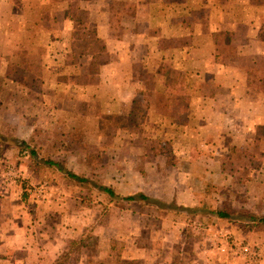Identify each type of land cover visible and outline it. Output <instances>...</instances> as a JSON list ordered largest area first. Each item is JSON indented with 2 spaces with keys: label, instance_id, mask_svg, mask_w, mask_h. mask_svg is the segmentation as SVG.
Listing matches in <instances>:
<instances>
[{
  "label": "rangeland",
  "instance_id": "1",
  "mask_svg": "<svg viewBox=\"0 0 264 264\" xmlns=\"http://www.w3.org/2000/svg\"><path fill=\"white\" fill-rule=\"evenodd\" d=\"M154 1L147 4L141 0H24L26 10L19 7V19L22 9L24 18L28 16L26 12L35 10L45 20L36 32L32 31L37 41L31 53L36 56H30L28 61L38 68L49 63L60 66L54 67L59 70L52 71L53 78L59 72L64 76L93 78L79 88L68 84L69 88L61 90L63 96L58 97L60 103L48 95L46 105L40 103L38 96V103H28L21 96L38 94L40 89L17 90L16 98L22 101L12 100V104L18 110L8 118L0 115V208L2 199L9 197L2 207L11 213L21 207L33 213L32 219L36 215L35 220L44 217L40 211L46 213V225L53 227L52 234L66 237L71 251L62 259H71V264H104L98 252H106L109 244L119 248L134 243L149 248L151 257L156 255L160 259V243L164 242L185 247L187 257L179 249L180 264H264V142L254 145L257 137L239 134L225 138L221 144L212 137L207 144L205 135L194 131L195 125L188 128L176 123L174 117L165 114V85L175 83L179 76L172 70L174 62L184 68V52L177 49L148 56L147 65L143 66L140 48L132 45L135 40L127 41L128 36L146 31V23L136 21L143 14L154 19L151 29L155 39L151 44L188 47L192 45L188 34L193 25L180 24V40H168L163 33L156 38L158 30L169 29L170 35L171 19L177 17L185 23L187 19L208 17L211 9L189 7L185 2L175 9L165 7L160 0ZM138 3L144 6L139 7ZM227 11L231 15L233 9ZM51 14L56 21L51 22ZM5 23L11 33L13 24L8 20ZM14 23L16 32L19 24L17 20ZM52 29L53 34H48ZM66 30L68 33L63 34ZM104 35L121 41L125 38L120 56L113 57L105 51L91 60L83 58L85 44L81 39ZM246 39L235 38V44L229 42L230 45L223 42L218 62H231L233 56L228 60V52L236 43L243 46ZM44 48L55 52L43 59L40 55ZM254 61L250 56H242L241 66L251 73ZM78 64L80 67H74ZM194 74L184 75L185 84L191 87L188 118L194 116L198 107V91L212 81L204 73L202 78H198L201 74ZM7 89H13L12 83H7ZM179 93L176 90L174 95H168L176 99ZM21 106H25L26 113L31 110L33 114H20ZM160 112L166 118H161ZM108 114L119 116L100 122L99 116ZM127 116L130 118L124 119ZM32 123L37 131L34 144L29 140L18 146L19 140L30 139L22 133ZM30 145H36L35 158ZM218 146L223 151L214 149ZM226 148L228 151H224ZM255 152L263 154L258 168L251 166L250 154ZM47 161L59 163L62 169ZM27 162L31 178L21 169V164ZM67 171L83 182L70 177ZM42 176L49 181L43 202L39 197L46 192L40 194L37 182ZM175 185L182 198L180 206L170 204L173 211L166 208L164 201L160 205V192L172 193ZM102 186L112 188L118 198L112 199L100 189ZM22 188L28 193L26 202H15L12 196L22 195ZM139 193L148 195L150 201L122 199ZM222 208L231 212L232 218L221 219L211 213ZM173 223L180 227H173ZM235 242L249 246V251H242ZM126 263L142 264L137 259Z\"/></svg>",
  "mask_w": 264,
  "mask_h": 264
},
{
  "label": "crops",
  "instance_id": "2",
  "mask_svg": "<svg viewBox=\"0 0 264 264\" xmlns=\"http://www.w3.org/2000/svg\"><path fill=\"white\" fill-rule=\"evenodd\" d=\"M141 1H145L147 4L155 2L154 0ZM182 2H185L189 7L210 8V15L204 18L187 19L185 23L175 17L171 19L172 29L170 35L168 33L169 29L163 28L162 31L158 30L156 38L163 33L165 34L164 38L168 40H180L181 35H177L181 34L179 27L187 23L188 25H193L192 30L190 29L188 34L192 45L188 47L185 45H174L171 48V46L151 44V40L155 39V35L152 34L151 29L154 19L150 15H145L144 17L143 14L139 15V17L137 16L136 21L139 24L146 23V31L134 33L131 37L128 36L127 41L131 39L135 40L134 42L132 41V45L140 48V63L143 66L147 65L146 60H148V56H157L163 53L166 54L168 50H172L173 52V50L177 51V49H180L184 52L183 55L186 56L184 68L180 69L178 64L174 62L172 70L176 71L179 75L184 74L185 76L191 75L194 72L195 76H197V73L201 74V77L198 76V78H202L204 76L202 75L203 73L210 76L212 79L210 84L205 87L202 86V89L198 91L197 96L199 98L195 104H198V107L194 116L189 118L188 123V128L195 125L197 129H194V131L196 130L197 134L205 135L207 144L212 137L217 144H221L225 138L239 134L245 137H257L255 138L254 145L262 144L264 138L259 139V137L264 136V0H160V4H163L165 7L171 6L175 9L181 7ZM138 6L142 7L144 3H138ZM19 7L22 9L26 8L24 0H0V115L4 118H8L12 112L18 110V107L12 103L20 101L22 97L29 100L28 103H38V98L36 97L38 96L40 97V103L44 104L48 95L53 97L52 100L56 103H60L61 101H59L60 98L58 97L63 96L64 92H61V90L70 86L68 85L69 83H65L60 79L64 76L61 75L63 73L59 72L53 78L51 73L52 71L58 72L59 69L57 68L56 70L54 68L58 65L49 63L39 65L38 68L34 63H31V60L28 61L30 56H36L31 53V49L34 48L37 41V38L33 37L32 31L36 32L42 24H45V20L44 16L38 15L35 10L26 12L28 16L24 18L22 9H20L22 13L19 19L17 13ZM228 8L233 9L231 15L227 11ZM236 10L237 14L234 16V11ZM247 11H251L252 14H247ZM30 13L33 15L31 16ZM226 14L229 15L228 18ZM52 16L53 14L50 15L51 22L56 21L57 19L52 18ZM6 20L13 24L11 33L8 32L9 30H6ZM15 20L19 24L18 31L16 32L14 26ZM61 23L63 22L61 21ZM175 25L178 28H174ZM53 30H50L48 34H53ZM221 31H227L232 34L233 40L231 39L230 44H235V38L236 41L248 38L245 43L243 42V46L238 47L236 43L232 50L228 52V60L233 56L231 62H218L220 45H216L214 34ZM63 32V34L68 33L67 30ZM16 34L19 37H15ZM101 37L106 43L105 53L113 55V57H119L122 49H124L121 47L123 44L125 45V38L121 41L112 35ZM57 38L59 39L60 37ZM26 41L32 44L26 43ZM57 41H60V39ZM126 49L128 48L126 47ZM134 49H132L133 53ZM54 52L51 48H44L40 56L44 59V57H49ZM125 54H127V50H124ZM242 56H250L255 59L254 70L251 73L250 70L244 69L241 66ZM85 57H88L89 60L92 58L90 55H84L83 58ZM80 64L74 67H80ZM65 66L69 67L67 64ZM36 68L40 71L39 76H36L34 72ZM143 68L145 70V67ZM28 74L29 77L27 78ZM8 82L12 83L13 89H7ZM74 86L78 88L82 87V85H71L70 87L73 88ZM129 86H132V84L130 83ZM20 88L29 90H36L38 88L40 91H37L38 94L35 95L32 94L27 97L22 95L21 98H16L18 96L15 93ZM189 89L191 90V87ZM133 95L134 92L131 96ZM12 100L14 101L12 102ZM124 101L127 102V98ZM191 103L190 101V107ZM222 104L224 107H222ZM23 107L25 106H21L19 109L20 114H28L27 116L33 114L30 113L31 110L30 112L28 110V113H26ZM33 116L31 119L35 122L36 118ZM160 116L161 118H166L161 112ZM20 118L24 119V116ZM17 121L14 120V122ZM25 129L28 131L22 134L30 136V139L25 141L19 140L18 146L21 143H28L29 140H31V143L35 141L34 137L37 136L35 125L33 123L30 126L26 125ZM30 146L34 150H37L36 145ZM38 146L41 145L38 144ZM214 149L216 151H223V147L219 146L217 148L214 147ZM224 151H228V149L226 148ZM174 164L175 162H172V168H175ZM21 165V169L28 174V178L33 177L28 162ZM39 180L37 182H40V189H38L41 194L47 191L49 181L46 179V176H42ZM177 186L173 187L174 191L172 193L164 194L160 192L161 204L165 202L167 204L166 208L173 211L175 209L173 206L171 208L170 204L180 206V198H182L177 192ZM21 190L22 195H15L16 197L12 196L13 194L11 195L15 202H26L25 197L28 196V193H25L24 188ZM46 196L47 192L41 196L42 198L39 197L41 202L45 200ZM8 199L10 198L2 199L3 202L0 208V264H71V259H62L64 255L70 254L71 251L66 237L64 235L62 237V235L52 234L53 227L46 225V217L48 215L40 211V214L44 217L35 220L34 217L36 215L32 219L33 213L27 212L21 207L11 213V211H7L2 207ZM29 219L32 221L29 222ZM172 226L180 227L176 223H173ZM179 249L182 250L183 257H187L184 246L166 244V242L160 243V259L156 255L151 257L148 252L149 248H143L134 243L121 245L119 248L109 244L107 250H105L106 252L100 251L98 255L104 264H127L126 262L136 259L141 261L142 264H180L178 261V259L181 260ZM153 251L156 250L154 249ZM79 264H83V262L80 261Z\"/></svg>",
  "mask_w": 264,
  "mask_h": 264
},
{
  "label": "trees",
  "instance_id": "3",
  "mask_svg": "<svg viewBox=\"0 0 264 264\" xmlns=\"http://www.w3.org/2000/svg\"><path fill=\"white\" fill-rule=\"evenodd\" d=\"M76 33V32H75ZM231 37L232 34L230 32L227 31H221L218 33L214 34V38H215V43L216 45H221L223 42H226L229 44V42H231ZM82 42L85 44L82 49V54L84 55H90L93 58L98 57L102 52L106 51V43L103 39L98 38V39H81ZM100 45V47L98 46ZM98 46V47H96ZM95 47V48H94ZM36 76L40 75V71L39 69L37 70V68L34 70ZM29 77V74L27 76V78ZM184 74H181L178 76V78L176 79L175 83L173 84H166L165 88L167 90L166 93V98L165 96H162L165 98L164 101V105L163 107L166 109L165 110V114L167 116H171L174 117L176 120V123H178L181 126L187 127L188 123H189V118L188 115L186 113V111L188 110L189 107V102H190V92H189V87L187 86V83L185 84V80H184ZM93 77H89V75H78V77H73V76H62L60 79H62L63 82L65 83H74L75 85H87L89 84V79H91ZM92 80V79H91ZM176 90H180V97L176 98V99H171V97L173 98V96L168 95V92L170 94L174 95V92ZM171 99V100H170ZM172 101L173 104L172 105H168V102ZM173 113V114H172ZM119 115L116 114H108V115H100V122L105 120V119H109L112 120L113 118L118 119ZM130 116L124 117V119H129ZM117 126V125H116ZM258 153V154H257ZM31 156L32 158L36 157V150L32 149L31 151ZM263 154L259 153V152H255V153H251L250 154V158H251V166H253L254 168H258L261 163H262V158ZM258 161V162H256ZM47 164L51 165V166H57L60 169H62L61 165L59 163H56L54 161H47ZM67 174L80 181L83 182L81 179V177H78L77 175L70 173L67 171ZM100 189L105 192L107 195H109L112 199L113 198H118V195L115 193V191L107 186H102L100 187ZM123 200L129 201V202H135V201H145L148 202L150 201V198L148 195L144 194V193H139V194H134V195H130L127 197L122 198ZM161 204V201H160ZM211 213H214L216 216H218L221 219H230L232 218V213L229 212L227 209H217L212 211ZM254 220V217H252ZM264 221V219H263Z\"/></svg>",
  "mask_w": 264,
  "mask_h": 264
},
{
  "label": "built area",
  "instance_id": "4",
  "mask_svg": "<svg viewBox=\"0 0 264 264\" xmlns=\"http://www.w3.org/2000/svg\"><path fill=\"white\" fill-rule=\"evenodd\" d=\"M235 244H236L237 246H240V248H241L242 251L247 252V251H249V249H250V247L247 246V245L241 246V243H236V242H235ZM254 255L260 256V253L254 252Z\"/></svg>",
  "mask_w": 264,
  "mask_h": 264
}]
</instances>
